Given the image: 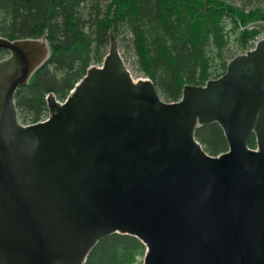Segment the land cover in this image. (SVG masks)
I'll list each match as a JSON object with an SVG mask.
<instances>
[{
    "label": "water",
    "instance_id": "95a60500",
    "mask_svg": "<svg viewBox=\"0 0 264 264\" xmlns=\"http://www.w3.org/2000/svg\"><path fill=\"white\" fill-rule=\"evenodd\" d=\"M0 50V264H86L114 234L144 244L143 264H264V38L167 103L111 35L102 65L31 125L15 94L51 58L47 35L0 37ZM214 124L218 156L195 138Z\"/></svg>",
    "mask_w": 264,
    "mask_h": 264
},
{
    "label": "trees",
    "instance_id": "16d2710c",
    "mask_svg": "<svg viewBox=\"0 0 264 264\" xmlns=\"http://www.w3.org/2000/svg\"><path fill=\"white\" fill-rule=\"evenodd\" d=\"M257 21H264V6L241 8L229 0H0V37L16 41L47 35L52 50L46 65L15 94L25 125L47 116L48 95L65 100L90 66L103 63L111 35L133 53L137 70L162 100L175 103L185 87L224 76L228 61L262 36L258 29H244ZM8 54L0 50V61ZM195 138L211 156L228 150L217 124L200 128ZM249 146L256 149L254 136ZM145 254L136 237L114 234L100 242L86 264H139Z\"/></svg>",
    "mask_w": 264,
    "mask_h": 264
},
{
    "label": "rangeland",
    "instance_id": "374dc122",
    "mask_svg": "<svg viewBox=\"0 0 264 264\" xmlns=\"http://www.w3.org/2000/svg\"><path fill=\"white\" fill-rule=\"evenodd\" d=\"M229 2L233 3L234 5L241 7V8L245 4L247 6H249V8H256V7H263L264 6V0H250V1L249 0H229ZM263 36L264 35H262L261 37H263ZM231 43H232L233 48L236 49V44H235L233 39H232ZM119 51H120L121 57L123 58L126 66H127V69L131 72L134 79H136V80L140 79V78L146 79V76H144L140 71L137 70L136 61H135V57L133 56V53L127 52L126 50H123L120 47H119ZM239 55H241V53ZM234 59L235 58L230 59L228 62H231ZM139 264H143V259Z\"/></svg>",
    "mask_w": 264,
    "mask_h": 264
},
{
    "label": "flooded vegetation",
    "instance_id": "af4514ba",
    "mask_svg": "<svg viewBox=\"0 0 264 264\" xmlns=\"http://www.w3.org/2000/svg\"><path fill=\"white\" fill-rule=\"evenodd\" d=\"M111 236H112V235H111ZM111 236H108V237H106V238H109V237H111ZM106 238H104V239H106ZM104 239H102V240H104ZM102 240H101V241H102ZM101 241L98 242V244L93 248V250L91 251V253H92V252L98 247V245L100 244ZM91 253L89 254V256L91 255Z\"/></svg>",
    "mask_w": 264,
    "mask_h": 264
},
{
    "label": "built area",
    "instance_id": "2783aa9c",
    "mask_svg": "<svg viewBox=\"0 0 264 264\" xmlns=\"http://www.w3.org/2000/svg\"><path fill=\"white\" fill-rule=\"evenodd\" d=\"M45 121H47V119L42 120V122H45Z\"/></svg>",
    "mask_w": 264,
    "mask_h": 264
},
{
    "label": "bare ground",
    "instance_id": "6f19581e",
    "mask_svg": "<svg viewBox=\"0 0 264 264\" xmlns=\"http://www.w3.org/2000/svg\"><path fill=\"white\" fill-rule=\"evenodd\" d=\"M254 49H255V48H254ZM254 49H253V50H254ZM251 51H252V50H251ZM245 54H246V53H245ZM242 55H243V54H242Z\"/></svg>",
    "mask_w": 264,
    "mask_h": 264
}]
</instances>
